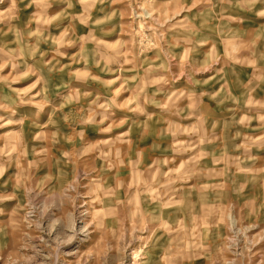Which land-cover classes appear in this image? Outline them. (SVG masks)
Here are the masks:
<instances>
[{"label":"rangeland","instance_id":"rangeland-1","mask_svg":"<svg viewBox=\"0 0 264 264\" xmlns=\"http://www.w3.org/2000/svg\"><path fill=\"white\" fill-rule=\"evenodd\" d=\"M0 264H264V0H0Z\"/></svg>","mask_w":264,"mask_h":264}]
</instances>
